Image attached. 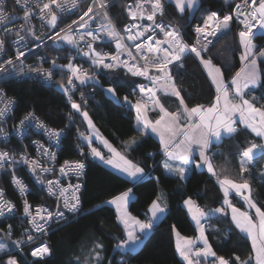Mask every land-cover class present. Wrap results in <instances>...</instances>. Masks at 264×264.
I'll use <instances>...</instances> for the list:
<instances>
[{"label": "snow or ice", "instance_id": "6c2138e0", "mask_svg": "<svg viewBox=\"0 0 264 264\" xmlns=\"http://www.w3.org/2000/svg\"><path fill=\"white\" fill-rule=\"evenodd\" d=\"M5 0H0V52L7 46V36L14 37L17 45L15 54L0 61V81H9L12 75H32L44 81L55 83L67 99L70 111L69 121L78 115L87 126L86 131L77 127V138L82 143L76 145L79 155L99 159L126 177L133 187L113 196L106 201L116 208V218L122 226L123 238L114 245L125 252L135 251L143 240L154 230V226L169 212L168 199L163 192L151 200L145 212V218L132 215L128 210L134 196V187L151 176V171L133 159L129 153L142 143L143 137L150 134L159 139V151L163 154V168L178 181L187 184L197 173L205 171L215 179L222 197L219 206L201 205L191 195L182 200V207L194 223V236L182 235L175 224L170 226L175 238V252L183 264H264V202L254 195V180L264 186V167L256 168L258 157L264 158V95L257 96L256 89H264V43L257 40L264 38V0H224L228 11L203 8L204 0H130L123 6L127 22L120 21L110 14L111 0H88L86 8L81 9V0H14L23 15L18 17L22 22L16 23L4 7ZM167 7L189 24V17L199 22L193 28L194 40L185 39L182 26L166 21ZM203 8V11H201ZM79 10L80 15L64 27L59 21L64 13ZM38 19L37 30L33 19ZM99 21L97 27L92 25ZM235 24V37L238 41L240 67L230 79H226V69L214 63L210 53L224 36L232 31ZM11 25V26H9ZM51 30L47 34L44 29ZM57 28L59 30L57 31ZM55 44H65L75 49L77 56L87 58L89 67L76 62V56L68 55L66 63H59L61 57L50 60L40 57L36 66L24 65V59L32 48L27 41L31 38L34 47H41L45 40ZM108 40L114 43L113 51H104L101 42ZM24 42L23 48L20 47ZM191 56L198 61L214 88V96L207 103L189 104L195 97L181 83L186 59ZM44 63L50 67L45 68ZM11 69V71H10ZM62 73L61 79L54 80L55 72ZM123 71L132 78H141L144 82L133 80V90L123 96V103L134 112L135 130L140 137L131 136L121 141L122 149L118 150L105 138L90 116L83 89L88 85H99L113 99L120 100L117 94L116 81L109 74ZM100 75L109 79L104 88ZM116 86H113V85ZM80 91L79 100L75 94ZM175 98L176 110H169L165 99ZM16 101L7 95L5 87H0V122L8 118ZM156 113L152 118L150 113ZM40 130L47 137V144L39 140L32 141L37 157L27 151L15 154L0 150V171L11 172V184L21 198V208L17 203L6 198L0 188V217L14 216L22 209L27 218L28 227L20 236L13 239V225L0 229V264H28L22 258L24 249L32 257V264H41L52 255V246L42 239L53 229V225H67L68 214L73 218L81 210V181L87 167L85 159L64 160L56 168L57 153L53 147L60 145L64 128L51 127L41 120L34 111L27 112L15 126L18 134L25 135L31 127ZM244 130L252 136L243 146L237 144L236 152L230 153L236 158V164L225 159L223 165L215 163L216 155L225 139L232 140ZM9 133L0 127V136ZM99 141L107 153L94 146ZM85 146L88 151L85 153ZM216 149V151H214ZM154 153H148L153 156ZM26 165L35 182L42 186L49 197L55 198V210L44 204L33 206L27 198L30 189L24 180L16 174V165ZM235 169L232 174L231 169ZM58 173L54 179H47L50 174ZM73 177L77 182L73 183ZM67 180V183L64 181ZM156 182L160 178L156 177ZM233 197L243 202L238 207ZM99 207V206H97ZM228 221L229 227L221 230L213 224ZM209 231L221 233L217 239L227 243L233 234H241L251 243L250 253L246 258L232 253L220 255L209 240ZM104 243L93 239L91 247L83 257L76 256L75 264H104L106 257ZM107 264H112L111 260ZM120 264H127L125 259Z\"/></svg>", "mask_w": 264, "mask_h": 264}, {"label": "trees", "instance_id": "16d2710c", "mask_svg": "<svg viewBox=\"0 0 264 264\" xmlns=\"http://www.w3.org/2000/svg\"><path fill=\"white\" fill-rule=\"evenodd\" d=\"M126 1L119 0L113 3L109 9L114 19L118 17L116 22L119 26L122 25L120 21H126L123 10ZM203 8L222 10V14L229 10L224 4V0H204ZM199 14L200 12H197L196 17H199ZM188 19L189 24H185V21L173 12L172 7H167L165 20L172 23L179 22L182 30L186 33L185 39L191 42L194 37L190 25L194 20L190 17ZM236 27L233 24L232 31L218 43H215V46L211 47L210 53L205 54L206 56L211 55L214 63L226 69V79H230L241 66L239 62L240 53L236 50L238 44L235 37ZM261 43H264V38L257 40L258 45ZM261 67L264 69V64ZM109 75L111 80L116 81V84L119 85L117 88L119 101L113 99L99 85H88L83 89L89 90L91 86L94 87L91 97L85 95L89 100L87 110L102 135L118 150H123L121 141L127 140L131 136H138V134L134 124L135 114L129 106L121 101V98L127 95L134 86V79L137 83L143 80L127 76L123 71ZM61 76V73H57L56 80L61 79ZM99 78L101 84L106 88L110 83L109 79L105 75H100ZM181 83L187 93H191L195 97L194 100L188 101L190 105L194 103L207 104L214 96V88L211 87L206 72L198 61L191 56L185 61ZM0 85L5 87L6 92L16 99V114L18 116L34 111L49 126L66 128L59 151L61 160L85 159L79 155V149L76 147L78 143H82L77 138L76 130L79 127L81 131H86L87 126L78 115L73 118V121L68 120L67 113L70 111V105L67 104L65 96L55 83L47 85L39 80H18L12 77L9 81H1ZM256 95H264V89H256ZM79 98L80 91L78 90L75 99L79 100ZM164 102L169 110H176L175 98H166ZM153 116H156L155 112ZM138 139H140L139 136ZM247 139H252V136L244 130H241L232 140L225 139L219 149L223 155H216L215 163L223 165L227 159L231 161V165H235V156L229 154L235 153L237 144L243 146ZM85 153H87L86 146ZM148 153H154V155L148 156ZM129 158L142 163L146 170L151 171V176L148 179L134 187V198L129 204V210L134 215L142 217L141 210L147 209L151 200L159 195L160 190L165 192L169 205V212L156 222L154 230L144 240L143 244L132 252L115 249L114 245L123 238V230L116 218L115 209L106 201L126 190V188L133 187V185L122 174L87 156L85 159L86 174L82 180L84 186L81 189V210L75 218L71 214L69 215L71 223L60 226L53 225V229L48 235L42 238L49 241L53 251L52 255L46 257L41 264H75V257L86 255L93 239H99L105 245L103 255L106 260L104 264H107L108 260H111L112 264H120L122 258L127 261V264H183L175 252V238L171 233L170 226L175 224L182 235L192 236L196 234L194 223L182 207V200L191 195L201 205L219 206L218 200L222 194L218 191L215 179L210 177L206 171L203 174L197 173L187 184L170 176L163 168V154L159 151V140L151 134L143 137L142 143L129 153ZM263 164L264 158L258 157L256 168L263 167ZM231 171L232 174H235L234 168ZM156 177L160 178L159 183L156 182ZM253 187L256 198L264 202V186H261L258 180H254ZM44 199L45 197H42L38 201H44ZM237 204L242 206L241 202ZM213 224L221 230L229 227L226 220L221 223H216L214 220ZM208 235L210 243L220 255L227 257L235 253L246 258L250 253L251 243L241 234H233L227 243L217 239V236L222 235V232L209 231ZM25 252L27 255V247ZM27 257L30 259L28 264H32L33 258L30 255Z\"/></svg>", "mask_w": 264, "mask_h": 264}, {"label": "built area", "instance_id": "2783aa9c", "mask_svg": "<svg viewBox=\"0 0 264 264\" xmlns=\"http://www.w3.org/2000/svg\"><path fill=\"white\" fill-rule=\"evenodd\" d=\"M117 1H119V0H111V5ZM87 2H88V0H81L80 8L81 9L86 8ZM126 2H130V0H127ZM4 7H5L6 11H8L13 17H17V20H16L17 24L22 22L21 20L18 19V17H21L23 15V13H22V11L19 10V6L14 4V0H5ZM201 11H203V9ZM79 15H80L79 10H73L72 12L64 13L62 19L59 21V27H64L65 25L70 24L71 21L73 19H76ZM125 16H126V13H125ZM200 16H201V12H200L199 17H197V19H195L190 25V30L193 33L194 38H195V34L193 32V28L199 22ZM126 22H127V17H126L125 23ZM33 23L35 24L37 30H39L41 22L38 19L34 18ZM98 24H99V21L96 24H93L92 27L95 28L98 26ZM9 26H11V25H9ZM117 26L122 28L123 24L121 26H119L117 24ZM58 30H59V28H57V31ZM44 31L49 35L53 34L51 32V30H49L47 28H45ZM3 35L4 34L2 32H0V36H3ZM27 43H28V46L30 48H32V51L27 53L26 58H23L25 66H27V65L36 66L40 62L39 61L40 57H46L48 60H50L54 57L59 56V57H61V60L59 61V63H66V59H64V58L67 57L68 55H73V56H76V62L77 63L83 64L84 67H89L88 63H86L87 58L82 57V56H77L75 49L71 48V46H69V45L55 44L52 41L47 40L46 37H45V40L43 42H38V43H41V47H39V48L34 47V44L31 42V38H29ZM23 46H24V42L21 43L20 47L23 48ZM101 46L103 47L104 51H113L115 48L114 43H111L108 40L102 41ZM56 47L61 48V49H57ZM16 48H17V45L14 43V37L12 35H8L7 36L6 49L4 52H0V61L8 58L9 56H13L15 54ZM43 66L45 68H49L50 64L44 63ZM10 71H11V69H10ZM57 73H61V72L58 70L55 72L54 80H56V78H57ZM61 75H62V73H61ZM12 77L17 78L18 80H39L43 83H46L47 85L53 84V83L44 81L41 77H38L35 74L29 75V74H27V72H25L24 75H12ZM139 79H141V78H139ZM142 82L146 83V81H142ZM0 87H2V86L0 85ZM133 88H134V86L130 89L129 93L133 90ZM81 90H83L85 92V95H88L89 97H91L93 92H94V87L91 86L89 88V90H87V89H81ZM7 95L12 97L8 93H7ZM12 98L16 101V99L14 97H12ZM121 101H123V98H121ZM126 106H128V105L126 104ZM24 115L18 116L16 114V103H15V105L13 106V110L8 114V118H6L5 121L0 122V127H3L9 133V135L6 138L0 136V150H8V151H11L17 155L22 153V152L27 151V153L29 155H31L32 157L35 158V157H37L38 154L35 152V145L32 144V141L39 140V141L47 144V137L43 136V134L40 132L39 129H37L34 126V124L31 127V129L25 135L18 134L15 131V126L19 125V121H20V119H22L24 117ZM36 115L41 120H43L38 114H36ZM61 128H64L66 131L65 127H61ZM64 134H65V132H64ZM61 145H62V140H61V143L59 146L52 148V150L57 153V162H56V168L57 169L59 168L60 164L63 163L64 160L79 159V158H74V159H63V160H61L60 155H59ZM87 151H88V149H87ZM88 157H91V156H88ZM85 171H86V169H85ZM11 172H12L11 169H9L7 172L0 171V188H3L5 190L7 199L13 200L14 202L17 203L18 208H21V198L19 197V194L15 190L14 186L11 184ZM16 174L24 180V182L28 185L29 189L31 190L30 195L27 198L29 199L30 203L33 204V206H35L37 204H44V205L48 206L49 208L55 210V205H56L55 198L49 197L47 195V192L45 190H43L42 186L35 182V178L32 176L31 172L28 170L26 165H19V164L16 165ZM55 175H58V173L48 175L47 179H54ZM82 180H83V178H82ZM72 182L73 183L77 182L74 177L72 179ZM64 183H67V180H65ZM81 183H82V181H81ZM42 197H45L44 201H38ZM146 211H147V209L141 210V216H142L141 218L142 219L145 218V212ZM69 215L70 214H68V216ZM9 224L13 225V232H14L13 239H16L17 237L20 236L23 229L28 227L27 218L22 215V209L20 211H17L14 216L7 217V218L0 217V229L6 230V228ZM0 236H2V234H0ZM192 236H194V235H192ZM22 257L24 259L28 260V262H30V259L26 255L25 249H24V254H22ZM134 264H136V263H134Z\"/></svg>", "mask_w": 264, "mask_h": 264}, {"label": "crops", "instance_id": "0c3cea01", "mask_svg": "<svg viewBox=\"0 0 264 264\" xmlns=\"http://www.w3.org/2000/svg\"><path fill=\"white\" fill-rule=\"evenodd\" d=\"M154 113V112H153ZM153 113H150V115H151V117L152 118H155L154 116H153ZM152 135V134H151ZM155 138H157L158 139V137H156L155 135H153ZM159 140V139H158ZM95 146H97V147H100L101 148V150L102 151H104L105 153H107V149H105V148H103V146L100 144V142L99 141H96L95 143ZM95 159V158H94ZM97 161H99V162H101L99 159H96ZM103 163V162H102ZM104 164V163H103ZM105 165V164H104ZM107 167H109V168H111L112 170H114V171H116V172H118L117 170H115V169H113L112 167H110V166H108V165H106ZM263 167H264V164H263ZM166 172V171H165ZM119 173V172H118ZM167 173V172H166ZM121 174V173H120ZM161 192H163L164 194H165V192L163 191V190H160V192H159V194L161 193ZM166 196V195H165ZM134 198V196L132 197V199ZM110 200V199H109ZM233 202L234 203H238V202H241L242 204H243V202L240 200V198L239 197H233ZM114 209H115V212H116V208H115V206L114 205H111ZM237 206H238V204H237ZM238 207H240V206H238ZM129 210V209H128ZM130 211V210H129ZM131 212V211H130ZM132 213V212H131ZM132 215H134L133 213H132ZM135 216H137V215H135ZM137 217H139V216H137ZM140 219H142L141 217H139ZM158 222V221H157ZM150 235V233L148 234V236ZM196 235V234H195ZM148 236H146L145 238H144V240L148 237ZM144 240H143V242H144ZM143 244V243H142ZM142 244H140L137 248H136V250L142 245ZM116 249V248H115ZM117 250H119V251H123V252H125L124 250H121V249H117ZM135 250V251H136Z\"/></svg>", "mask_w": 264, "mask_h": 264}, {"label": "rangeland", "instance_id": "374dc122", "mask_svg": "<svg viewBox=\"0 0 264 264\" xmlns=\"http://www.w3.org/2000/svg\"><path fill=\"white\" fill-rule=\"evenodd\" d=\"M200 15V14H199ZM191 18V17H190ZM138 137V136H137ZM111 143V142H110ZM94 146H95V144H94Z\"/></svg>", "mask_w": 264, "mask_h": 264}]
</instances>
